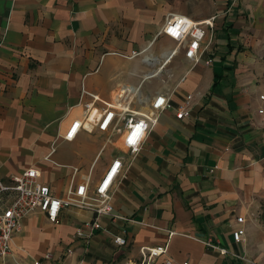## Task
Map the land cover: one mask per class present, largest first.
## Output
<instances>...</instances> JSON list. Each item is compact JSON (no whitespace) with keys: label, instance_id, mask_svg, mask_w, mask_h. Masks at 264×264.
<instances>
[{"label":"crops","instance_id":"obj_1","mask_svg":"<svg viewBox=\"0 0 264 264\" xmlns=\"http://www.w3.org/2000/svg\"><path fill=\"white\" fill-rule=\"evenodd\" d=\"M174 16L215 18L211 65L192 66L179 51L163 66L175 43L160 31ZM136 89L140 98L171 93L172 107L114 181L121 219L100 217L83 238L75 229L94 218L86 210L63 209L56 225L30 214L0 264L46 252L58 264H141L140 249L166 244L154 264H264V0H0V179L35 168L63 197L74 169L75 185L89 172L96 182L117 155L126 168L120 148L99 154V133L61 138L91 100L83 91L122 102ZM187 94L190 116L176 120Z\"/></svg>","mask_w":264,"mask_h":264},{"label":"built area","instance_id":"obj_2","mask_svg":"<svg viewBox=\"0 0 264 264\" xmlns=\"http://www.w3.org/2000/svg\"><path fill=\"white\" fill-rule=\"evenodd\" d=\"M214 21V17L198 23L186 17L169 18L160 33L172 40L175 45L165 56L163 66L179 51L183 52V57L192 66L198 65L199 62H203L207 66L211 65L209 56L213 51L212 46L215 39ZM135 55L132 53L130 57ZM163 66L160 67V70L163 69ZM137 92V89L134 90L129 100L110 102L83 91L82 94L90 96L91 100L77 107L80 113L70 121L68 129L61 138L64 142H71L79 132L99 133L104 140L99 154L108 146L120 148L125 155H129L126 168L123 165L124 156L117 155L96 182L91 181V172H89L75 185L73 178L77 171L74 169V176L63 197L53 195L49 187L38 182L40 172L35 168H27L22 174L10 177L9 184L0 179L1 262L10 256L12 238L19 233L22 221L30 214L42 213L56 225L60 223V213L63 209L72 207L86 210L94 215V218L86 220L75 229V237L83 238L89 237L94 230L101 229L100 217L106 216L112 220L121 219L120 216L113 214L114 181L119 176H125L130 162L137 157L145 138L157 125L160 114L172 107L171 93L157 92L152 98H140ZM259 99L264 100V96L261 95ZM134 101H136L137 107L132 106ZM193 101L194 95L187 94L185 96V99L175 109L176 120H183L190 116ZM257 114L264 121V109H258ZM243 222L242 217L236 218L238 226L232 232V239L237 243L242 242L245 235ZM114 243L119 246L126 245L122 236H117ZM207 245L213 247L209 243ZM167 249V244L140 249L141 264H154L157 259L165 255ZM220 252L226 253L224 249H220ZM71 254L72 250L66 249L63 256L68 257ZM13 262L23 264L16 260ZM30 264H58V261L52 253L46 252L40 259L34 260ZM164 264H172V261L165 260ZM182 264L188 263L183 262Z\"/></svg>","mask_w":264,"mask_h":264},{"label":"rangeland","instance_id":"obj_3","mask_svg":"<svg viewBox=\"0 0 264 264\" xmlns=\"http://www.w3.org/2000/svg\"><path fill=\"white\" fill-rule=\"evenodd\" d=\"M153 84H155V83H153Z\"/></svg>","mask_w":264,"mask_h":264}]
</instances>
